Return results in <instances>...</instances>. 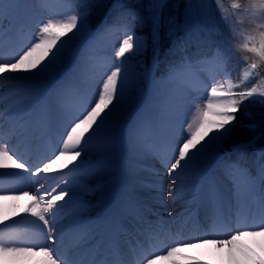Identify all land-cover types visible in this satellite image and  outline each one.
I'll return each mask as SVG.
<instances>
[{"label": "snow or ice", "instance_id": "snow-or-ice-1", "mask_svg": "<svg viewBox=\"0 0 264 264\" xmlns=\"http://www.w3.org/2000/svg\"><path fill=\"white\" fill-rule=\"evenodd\" d=\"M22 5H30V0H0V80L29 85L16 100L0 108V119L10 110L22 113L31 108L30 115L36 116V125L43 131L48 123L49 97L54 98L66 119L59 141L62 147L35 161L10 146L0 123V169L12 170L0 172V177L11 175L21 182L39 183L38 178L47 174L66 175L65 169L69 172L80 169L81 164L74 162L93 150L106 153L107 159L88 165L84 175H95L112 167L121 143V126L129 117L136 100L134 93L145 75L139 64L128 63L132 56L140 55L144 47L131 27L136 13L123 12L116 23L106 27L105 30L115 27L123 32V39L115 49L117 63L106 78L97 81L91 97L85 96L78 106L69 108L64 97L80 76L86 54L66 50L63 38L69 34H72L69 39L84 34L87 13L68 0L67 12L53 18L49 10V18L37 25L30 42L20 44L14 52L5 55L3 45L6 38L9 41L13 38L16 12ZM40 7L46 8L43 0ZM219 8L225 22L235 12L236 16L247 17L250 27L237 33L233 25L230 29L232 47L216 45L210 57L197 58L195 62L185 54L179 61L170 62L166 72L152 84L158 93L160 116L170 118L180 106V93L194 90L188 78L194 63L210 68L207 80L195 88L204 93L202 105H196L190 121L180 126L173 125L169 119L163 140L145 145L141 132L153 125L144 121H137L129 137V151L136 155V167L143 169L144 155H151L160 168L166 170L168 195L173 199L176 197L172 190L177 188L178 181L184 185L189 169L193 171L187 195L196 197L204 165L223 150V142L230 136L237 114L246 110L245 102L264 106V0H248L245 5L233 0L231 9L223 5ZM186 44L178 47L183 49ZM76 57H80L79 63ZM154 57L158 59V52H154ZM62 77L68 79L60 84ZM162 85L166 88L162 89ZM5 99L0 95V105ZM31 123L21 116L18 128L14 126L10 131L19 130L23 134ZM249 127L255 126L250 124ZM261 156L264 158V153ZM229 172L233 175L230 196L215 185L209 186V223L201 235L191 238V242L180 236L170 237L172 243L160 249L162 254H156L152 245L140 244L130 250L131 260L116 245L111 246L110 258L97 260V248H90L88 244L99 233H94L93 228L78 219L63 222L57 218L59 210L67 203L65 198L74 194L67 184L63 188L57 184L51 191L40 184L32 194L17 187L5 188L0 181V264H158L160 261L264 264V163L257 177L238 165L230 166ZM158 183L159 191H164L162 176ZM57 188H60L58 193ZM103 223L95 222V228ZM66 232L73 234L72 250L74 255L81 256L79 260H70L67 254L60 253Z\"/></svg>", "mask_w": 264, "mask_h": 264}, {"label": "bare ground", "instance_id": "bare-ground-1", "mask_svg": "<svg viewBox=\"0 0 264 264\" xmlns=\"http://www.w3.org/2000/svg\"><path fill=\"white\" fill-rule=\"evenodd\" d=\"M164 1L162 0V3ZM40 2L41 0H30V5H22L17 9L16 31L10 41L6 38L3 45L5 55L14 52L20 44L30 42L37 25L49 18V10L53 18H59L60 14L68 11L62 2L43 0L46 8L40 7ZM110 25L112 23L108 26ZM106 27L107 25L103 26L102 23L93 33H88L86 28L84 34H77L71 39L69 37L72 34H69L68 37L63 38L66 50L73 53L79 52L82 56L86 54L80 76L64 97V103L69 108L78 106L85 96L91 97L95 91L96 81L106 78V75L117 63L115 49L123 39V32L115 27L111 30H105ZM154 27H156L155 24ZM135 35L141 37L136 32ZM76 61L79 63L80 57H76ZM128 63L139 64L144 70V78L134 95L136 100L141 96L143 98L144 93L146 97L145 101L141 104L138 102V105L135 104V100L133 108L129 111V117L121 126V143L112 167L105 168L95 175H84V169L88 165H97L102 160L107 159L106 153L93 150L87 156L82 155L74 162L81 164L80 169L71 172L65 169L63 173L66 175L60 173L47 174L38 178L39 183L35 181L21 182L16 176L11 175L0 177L5 188L17 187L32 194H35V190L40 184L48 191L56 188L57 184L60 185V188L67 184L68 190L74 194L65 198L67 203L59 210L57 218L63 222L78 219L93 228L94 233H99V235L91 238L88 244L90 248H97V255L95 256L97 260L110 258L112 245L118 246L120 252L131 260L130 250L140 244L152 245L156 249V254H162L160 249L166 248L172 243L170 237L180 236L191 242V238L201 235L203 228L207 227L209 223V186L215 185L228 196L231 195L233 188L230 168L228 170L223 169L225 165L222 151L211 163L204 165L202 175L198 178L199 191L194 199L187 195V190L191 187L192 169H189L183 186L180 185L179 181L177 182V188L172 190L173 196L176 197L173 199L168 195L170 190L168 174L166 170L160 168L158 162L151 155L145 154L141 161L143 169L147 170L136 167V155L129 151V137L137 121H144L153 125L151 129L145 128L141 132L145 145L163 140L165 126L169 119L173 125L180 126L195 114L196 105H202L204 93L196 91L195 88L200 87L201 83L207 80L209 72L204 71L202 73L200 72L201 68L192 69L188 78L192 81L194 90L180 93L182 96L180 106L173 111L169 118L167 116L161 117L159 114L157 108L158 93L152 88V84L156 80L154 76L149 79L148 87L146 85L148 74L146 73V66L140 64L139 56H132ZM67 79V77H62L60 84H63ZM28 86L25 82L15 83L0 80V95L6 97L0 108L7 107L16 100ZM161 88H166V85H162ZM31 112V108L25 109L22 113L10 110L0 119V123L3 124L4 139L9 138L11 141L10 146L35 161L41 156L52 154L54 149L62 147L59 141L66 117L56 107L53 97H49L48 123L43 131L36 125V116L30 115ZM21 116L26 120H31V126L23 134L19 130L11 132L12 127L18 128ZM229 165L227 164V166ZM231 165L239 166V163L233 162ZM69 168L72 166L70 165ZM259 169L260 167L254 174L250 173V175L257 177ZM5 171L12 170L0 169V172ZM161 176L164 178V191L162 192L159 191L160 185L158 183ZM143 185H150V187ZM60 188H57V193ZM98 221L105 223L100 228H95V222ZM72 242L73 234L66 232L60 253L61 255L67 254L70 260H79L81 256L73 254ZM158 264H168V261H160Z\"/></svg>", "mask_w": 264, "mask_h": 264}, {"label": "rangeland", "instance_id": "rangeland-1", "mask_svg": "<svg viewBox=\"0 0 264 264\" xmlns=\"http://www.w3.org/2000/svg\"><path fill=\"white\" fill-rule=\"evenodd\" d=\"M161 1L75 0V6L80 11L87 13L86 28L88 33H93L102 23L103 26H108L111 23L113 25L117 22V17L123 12L134 11L136 17L131 21V27L144 42L143 50L138 56L140 64L146 66V73L154 65V52L157 51L160 44L159 31L164 34L161 42L163 45L165 44L161 55L163 59L161 62L164 64L161 65L166 67L172 60L179 59L185 54L194 59L204 58L212 55L209 50L213 52L216 45L232 47L233 41L230 33L232 26L235 25L237 33L250 27L247 17L236 16L235 12L229 21L225 22L223 11L219 5L231 9L233 0H166V11L162 15L163 17L159 15L160 7H155L161 5ZM239 2L245 5L248 0H239ZM108 5H110L109 10L102 19V23H99L98 27L94 29L93 25L97 24L96 22L102 17ZM239 11L242 12V9ZM120 22L122 23L123 20ZM146 30L149 32L146 33ZM184 42H187L186 47L179 48L178 46ZM172 52L174 55L170 54ZM151 77L148 73L147 86ZM141 98L142 96L137 98L135 104L138 105ZM245 105L246 110L242 109L237 114L230 136L223 142L222 157L224 163L233 161L243 163V165L249 164V167L241 166L240 168L248 172L252 169L251 166L257 169L261 165L260 162L264 163V158L261 156L264 153V106L247 101ZM250 124L255 127L250 128ZM228 153L231 155L228 156Z\"/></svg>", "mask_w": 264, "mask_h": 264}, {"label": "trees", "instance_id": "trees-1", "mask_svg": "<svg viewBox=\"0 0 264 264\" xmlns=\"http://www.w3.org/2000/svg\"><path fill=\"white\" fill-rule=\"evenodd\" d=\"M106 10V9H105ZM166 11V7H165V10H164V12ZM164 47H165V45H164ZM163 54V51H162V48H161V51H160V59H162V57H161V55ZM163 60V59H162ZM160 65V67L162 68V65L161 64H159Z\"/></svg>", "mask_w": 264, "mask_h": 264}]
</instances>
